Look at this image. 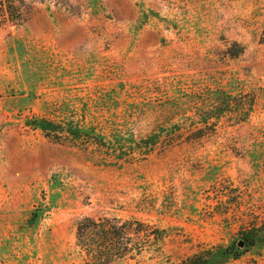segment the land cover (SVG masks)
I'll use <instances>...</instances> for the list:
<instances>
[{
	"label": "rangeland",
	"instance_id": "374dc122",
	"mask_svg": "<svg viewBox=\"0 0 264 264\" xmlns=\"http://www.w3.org/2000/svg\"><path fill=\"white\" fill-rule=\"evenodd\" d=\"M22 9L24 22L0 21V264H87L76 246L87 215L163 230L112 264H167L210 247H221L210 264H264V242L241 245L264 225V0ZM36 118L179 139L146 159L101 162L95 146L49 138Z\"/></svg>",
	"mask_w": 264,
	"mask_h": 264
},
{
	"label": "trees",
	"instance_id": "16d2710c",
	"mask_svg": "<svg viewBox=\"0 0 264 264\" xmlns=\"http://www.w3.org/2000/svg\"><path fill=\"white\" fill-rule=\"evenodd\" d=\"M24 0H0V21L22 23L27 17L22 6ZM204 124H209L208 121ZM33 127L41 129L49 138L69 141L84 149L95 146L102 161L117 163L135 159H146L158 143L163 146L174 145L178 136L162 138L153 134L135 139L133 135L121 132L104 134L94 127L83 126L74 120L55 122L47 118L31 120ZM215 126V123H211ZM118 131V130H117ZM201 136L191 138L199 139ZM243 245H256L264 242V225L253 226L242 232ZM163 230L137 218L121 219L115 216H84L77 223L76 246L84 253L87 264H112L118 261L135 259L149 246L162 238ZM221 247L201 248L196 253L179 261L167 264H210ZM227 252V249L224 250ZM240 254H235L238 257Z\"/></svg>",
	"mask_w": 264,
	"mask_h": 264
},
{
	"label": "water",
	"instance_id": "95a60500",
	"mask_svg": "<svg viewBox=\"0 0 264 264\" xmlns=\"http://www.w3.org/2000/svg\"><path fill=\"white\" fill-rule=\"evenodd\" d=\"M241 245H243V243H241Z\"/></svg>",
	"mask_w": 264,
	"mask_h": 264
}]
</instances>
